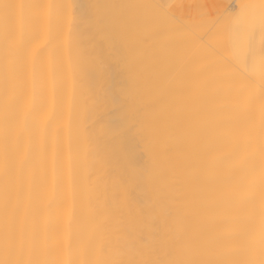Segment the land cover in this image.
<instances>
[{
  "label": "bare ground",
  "instance_id": "6f19581e",
  "mask_svg": "<svg viewBox=\"0 0 264 264\" xmlns=\"http://www.w3.org/2000/svg\"><path fill=\"white\" fill-rule=\"evenodd\" d=\"M0 3V264H264V0Z\"/></svg>",
  "mask_w": 264,
  "mask_h": 264
},
{
  "label": "snow or ice",
  "instance_id": "6c2138e0",
  "mask_svg": "<svg viewBox=\"0 0 264 264\" xmlns=\"http://www.w3.org/2000/svg\"><path fill=\"white\" fill-rule=\"evenodd\" d=\"M12 7H14V6L7 4V3H0V8H2L5 11V13H7V10L12 8ZM247 56L249 57V59L254 61L255 56L251 50L248 51ZM260 59H261L262 67H264V48H262V50H261Z\"/></svg>",
  "mask_w": 264,
  "mask_h": 264
}]
</instances>
